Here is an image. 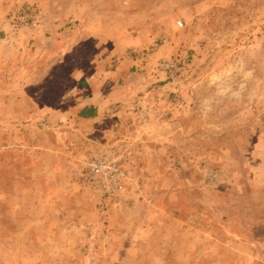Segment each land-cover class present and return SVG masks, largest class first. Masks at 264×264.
Returning a JSON list of instances; mask_svg holds the SVG:
<instances>
[{"label":"rangeland","instance_id":"1","mask_svg":"<svg viewBox=\"0 0 264 264\" xmlns=\"http://www.w3.org/2000/svg\"><path fill=\"white\" fill-rule=\"evenodd\" d=\"M0 264H264V0H0Z\"/></svg>","mask_w":264,"mask_h":264},{"label":"crops","instance_id":"2","mask_svg":"<svg viewBox=\"0 0 264 264\" xmlns=\"http://www.w3.org/2000/svg\"><path fill=\"white\" fill-rule=\"evenodd\" d=\"M106 58V56L101 59L95 57V60H91V68L86 72H81V74L75 77L76 81L73 84V89L67 96L69 102L66 101L64 105V101L61 100L60 103H62L63 106H57L54 110L50 111L51 115L52 113L60 115L58 116L60 118L59 124H61L62 120L68 119L66 117L68 112L70 114L74 112L77 124L83 125L87 122H97L100 119L99 115L101 110L109 107L113 102H118L119 99L115 97V94L119 92L118 89L107 87L106 80L111 71L105 70L106 66L104 63H108V61L105 60ZM116 70H114V73ZM112 95L115 98H112ZM85 107H93L96 110V115L92 118H82L78 116V112Z\"/></svg>","mask_w":264,"mask_h":264},{"label":"trees","instance_id":"3","mask_svg":"<svg viewBox=\"0 0 264 264\" xmlns=\"http://www.w3.org/2000/svg\"><path fill=\"white\" fill-rule=\"evenodd\" d=\"M96 115V110L93 107H85L78 112V116L82 118H92Z\"/></svg>","mask_w":264,"mask_h":264},{"label":"built area","instance_id":"4","mask_svg":"<svg viewBox=\"0 0 264 264\" xmlns=\"http://www.w3.org/2000/svg\"><path fill=\"white\" fill-rule=\"evenodd\" d=\"M90 167H91V170H92L94 173L100 172V170H102V168H106V166L103 165V163H101V162H98V163H91V164H90Z\"/></svg>","mask_w":264,"mask_h":264}]
</instances>
